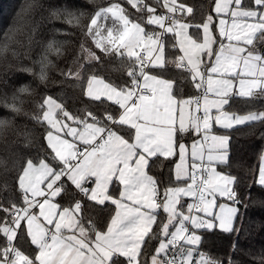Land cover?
<instances>
[{"label": "snow or ice", "instance_id": "6c2138e0", "mask_svg": "<svg viewBox=\"0 0 264 264\" xmlns=\"http://www.w3.org/2000/svg\"><path fill=\"white\" fill-rule=\"evenodd\" d=\"M125 2L138 18L119 2L109 3L85 27L96 48L128 61L127 79L116 84L90 72L85 63H102V57L81 45L77 69L60 75L72 78L94 107L73 114L63 100L45 94L31 115L43 129V156L21 155L26 149L19 143L10 149L11 167L0 180V264H233L231 258L221 260L205 251L197 230L219 228L233 235L244 230L240 208L233 205L243 207L251 189L242 194L241 176L217 170L233 166L230 137L213 134L212 127L264 122V110L225 111L234 97L245 103L264 101V0L250 5L213 0L200 23H193L197 10L185 0ZM40 7L38 0L27 2L0 41V139L16 131V117L29 116L21 96L35 92L31 85L13 88L12 74L29 73L46 88L55 68L51 57L63 55V45L53 43L39 60L31 55L39 41L29 21ZM52 15L79 26L85 14ZM109 18L119 24L115 32L98 23ZM190 28L202 29V36L199 31L190 35ZM169 34L182 37L171 44L182 53L172 60L165 58ZM171 70H178L177 75H167ZM181 76L194 88L203 87L204 95L180 97ZM5 112L11 119L3 118ZM186 135L210 146L205 149L194 139L189 150ZM160 157H178L175 180L184 181L183 186L161 190L149 174ZM261 161L254 186L264 191V155ZM56 197H68V203ZM184 197L194 202L183 204ZM218 197L231 204L218 205ZM106 202L115 206L114 214L101 227L88 215L89 204ZM153 239L157 244L149 251ZM233 250H239L238 240Z\"/></svg>", "mask_w": 264, "mask_h": 264}, {"label": "trees", "instance_id": "16d2710c", "mask_svg": "<svg viewBox=\"0 0 264 264\" xmlns=\"http://www.w3.org/2000/svg\"><path fill=\"white\" fill-rule=\"evenodd\" d=\"M27 2L30 0H0V41L14 26ZM115 2H119L127 11L132 13L133 18H138L125 0H38V3L43 7L35 9L29 26L35 28V39L39 43L34 46L31 55L34 60H39L50 43L63 45V55L59 58L51 57L55 60V68L48 73L49 83L46 88L44 85H39L38 81L34 80L29 73L15 72L12 74L13 88L31 85L35 92L32 95L21 96L24 101V111L28 112L29 116L16 117L18 125L16 131L8 133L6 140L0 139V180H3L6 169L11 167L13 157L10 149L12 146L19 143L26 149L21 155H26L28 158H35L38 153L41 157L43 156L40 148L41 143H43L41 139L43 129L31 119V115L37 113V103L43 95H52L54 98L63 100L73 114L83 113L86 109L94 107L88 103L86 97L81 95L80 88L73 86L72 78L64 80L60 75L62 71L77 69L78 65L75 61L78 56L83 57L81 45L84 49H90L102 57V63H85V68H88L90 72H98L102 77L116 84L123 83L127 79L125 72L128 61L119 55L103 53L96 48L93 37L86 34L85 26L88 23V18L100 7ZM151 2L155 3V0H151ZM185 2L197 10L196 19L193 23H200L204 15L209 13L213 0H185ZM246 3L250 5L251 0H246ZM161 10L158 9V11ZM65 11L84 13L81 25L73 26L66 24L63 18H53V13ZM197 31L202 36V29L190 28L191 34ZM168 41L165 49L166 60H172L180 54L177 47H171V44L176 43V39L171 34H169ZM2 70L3 64L0 63V72ZM177 72L178 70H171L167 75L176 76ZM180 80V97H195L197 89L195 90L183 76L180 77ZM225 109L236 114L262 111L264 110V101L256 100L253 103H245L244 100L234 97L229 105L225 106ZM3 118L11 119V116L5 112ZM214 130L230 137L229 149L233 166L227 168L220 165L219 169L241 176L243 182L239 191L243 194L251 189V199H244L243 207L236 205L240 208L239 219L244 229L237 235L226 233L219 228L214 230L200 229L199 234H202L204 238V250L211 252L213 256L221 260L231 258L233 264H260L261 257L264 256V191L259 186H254V182L257 179L261 154L264 150V122L254 121L247 125L227 129L215 127ZM194 138V135H186L184 140ZM29 141H31L30 145ZM6 142L8 147L5 146ZM177 160V157H160L151 166L150 174L160 182L161 190L184 183V181L175 180L173 170ZM76 198L80 199L79 196ZM68 199L65 197L61 200L60 197H56V200H60L61 204H67ZM225 199L227 200V198ZM89 207L91 210L88 215L102 227L110 215L114 214L115 206L106 202L105 206L93 207L89 204ZM2 215L3 213H0V216ZM163 215L165 214L161 211L160 216ZM237 240L239 241V250L234 251L233 246ZM156 244L157 240L153 239L148 246L149 251Z\"/></svg>", "mask_w": 264, "mask_h": 264}, {"label": "crops", "instance_id": "0c3cea01", "mask_svg": "<svg viewBox=\"0 0 264 264\" xmlns=\"http://www.w3.org/2000/svg\"><path fill=\"white\" fill-rule=\"evenodd\" d=\"M161 11H164V9H162ZM223 18H225V19H229V18L226 17V16L223 17ZM98 23H103L104 26H105V29L108 28V27H113L114 32H115V29H116L117 27H119V24H118V23L114 24V21H113L112 18H109V19L106 20V21H98ZM230 23H231V21H230V19H229V26H230ZM188 32H189V34L191 35V33H190V29L188 30ZM104 35H106V32H102V36H104ZM175 39H176V41H177L178 39H182V37L175 38ZM224 42L227 43L226 40H225ZM177 49H178V53H179V54H182V53L179 51V47H178V45H177ZM165 58H166V55H165ZM214 78H216V77L214 76ZM195 90H196V88H195ZM207 95H208V97H209L210 100L215 99V96H214L212 93H208ZM182 98H183V99H188V98H195V97H193V96H185V97H182ZM212 111H213V114H215V109H213ZM225 111L228 112V113H230V114L233 113V112H230V111L227 110V109H225ZM201 114H202V113H201ZM215 127L223 128V127H221L220 125H217V124L213 123L212 133H213V134H216V135H223V134L218 133L217 131H215V130H214ZM234 127H235V126H234ZM225 129H227V128H225ZM194 137H195L194 139H200L202 143H205V149H207V148L210 146V142H204V141L202 140L201 137H197V136H194ZM194 139H191V140H184V141H183L186 145H189V150H190V146H191V144H192V142H193ZM229 142H230V141H229ZM229 147H230V143H229ZM177 158H178V157H177ZM178 162H179V160H177L176 163H178ZM188 163H191V159H190V157H189ZM217 170H218V171L221 170V169H219V166L217 167ZM173 173L175 174L174 170H173ZM149 174H150V173H149ZM150 175H151V174H150ZM154 177H155V176H154ZM176 186H183V184H181V185H176ZM225 198H226V197H218V198H217V204H218V205H219V204H231V201H229L228 199L226 200ZM55 199H56V198H55ZM192 202H194V201H193V198H190V197H184V198H182V200H181V203H183V204L192 203ZM233 206H236V205H233ZM236 207H237V206H236ZM215 211H216V213L218 214V209H216ZM197 231H198V233H199L200 230H197Z\"/></svg>", "mask_w": 264, "mask_h": 264}, {"label": "built area", "instance_id": "2783aa9c", "mask_svg": "<svg viewBox=\"0 0 264 264\" xmlns=\"http://www.w3.org/2000/svg\"><path fill=\"white\" fill-rule=\"evenodd\" d=\"M164 11H166V9H164ZM181 55V54H180ZM179 56V55H178ZM177 56V57H178ZM204 95V89H203V87L201 88V89H197V94H196V96H195V98L196 97H202Z\"/></svg>", "mask_w": 264, "mask_h": 264}, {"label": "rangeland", "instance_id": "374dc122", "mask_svg": "<svg viewBox=\"0 0 264 264\" xmlns=\"http://www.w3.org/2000/svg\"><path fill=\"white\" fill-rule=\"evenodd\" d=\"M177 2H178V0H177ZM203 31V30H202ZM242 114H245V113H241V115ZM261 155H264V150H263V152H262V154ZM261 163H262V161L260 160V165H261Z\"/></svg>", "mask_w": 264, "mask_h": 264}]
</instances>
